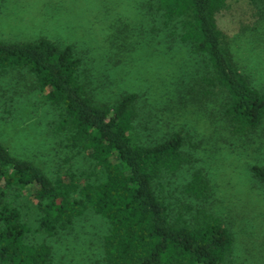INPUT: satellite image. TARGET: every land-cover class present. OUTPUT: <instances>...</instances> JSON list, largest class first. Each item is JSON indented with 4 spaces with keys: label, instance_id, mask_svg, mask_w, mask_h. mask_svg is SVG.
I'll return each instance as SVG.
<instances>
[{
    "label": "trees",
    "instance_id": "1",
    "mask_svg": "<svg viewBox=\"0 0 264 264\" xmlns=\"http://www.w3.org/2000/svg\"><path fill=\"white\" fill-rule=\"evenodd\" d=\"M229 1L234 0H155V9L205 64L204 75L193 81L187 97L180 91V99L204 106L206 117L218 124L212 134L239 141L238 155L245 156L264 125V90L236 64L217 26L216 15ZM81 66L70 45L0 41V78L8 72L29 75L33 90L57 111L54 133L89 163L79 176H53L0 141V264H58L49 244L30 242L33 231L19 204L25 196L35 211V231L47 238L68 233L88 214L101 219L102 264L229 262L236 243L233 222L219 215L217 191L197 167L194 152H187L183 132L136 138L140 97L125 93L113 105L96 103ZM187 169L188 177L175 188L174 180ZM243 169L247 185L264 193V163Z\"/></svg>",
    "mask_w": 264,
    "mask_h": 264
},
{
    "label": "rangeland",
    "instance_id": "2",
    "mask_svg": "<svg viewBox=\"0 0 264 264\" xmlns=\"http://www.w3.org/2000/svg\"><path fill=\"white\" fill-rule=\"evenodd\" d=\"M155 8V0H0V41L47 39L70 45L82 61V76L96 103L113 105L125 93L140 97L136 138L159 140L182 131L187 152H194L197 167L217 191L219 215L233 222L236 243L226 264H264V193L247 185L243 169L247 163H264V125L252 137L253 151L238 155L242 144L228 135L216 138L211 129L218 124L206 117L204 106L182 102L180 91L187 97L193 81L204 75L205 64L178 41L174 24L165 25ZM216 23L236 64L264 90V0L254 5L229 1ZM33 86L26 73L8 72L0 78V141L49 175L79 176L89 163L73 155L54 133L57 111ZM188 175L187 169L174 180L175 188ZM19 204L33 231L30 242L49 244L56 263L102 264L100 240L106 225L97 216L88 214L68 233L47 238L35 231L28 196Z\"/></svg>",
    "mask_w": 264,
    "mask_h": 264
}]
</instances>
